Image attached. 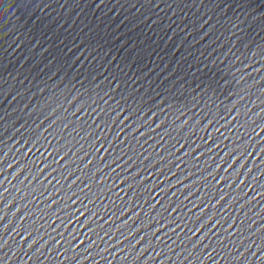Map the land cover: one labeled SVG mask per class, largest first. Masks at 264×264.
Listing matches in <instances>:
<instances>
[{
  "label": "water",
  "instance_id": "95a60500",
  "mask_svg": "<svg viewBox=\"0 0 264 264\" xmlns=\"http://www.w3.org/2000/svg\"><path fill=\"white\" fill-rule=\"evenodd\" d=\"M0 264H264V0H0Z\"/></svg>",
  "mask_w": 264,
  "mask_h": 264
}]
</instances>
